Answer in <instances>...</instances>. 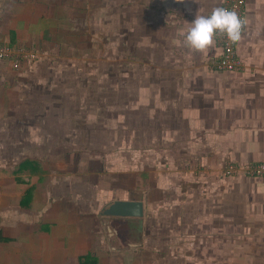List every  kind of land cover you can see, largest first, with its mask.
<instances>
[{
	"label": "crops",
	"instance_id": "obj_1",
	"mask_svg": "<svg viewBox=\"0 0 264 264\" xmlns=\"http://www.w3.org/2000/svg\"><path fill=\"white\" fill-rule=\"evenodd\" d=\"M225 1L0 0V44L36 54L0 60V264H264V175L224 173L264 161V0L241 69L213 68L219 34L183 45ZM124 43L141 82L107 85Z\"/></svg>",
	"mask_w": 264,
	"mask_h": 264
},
{
	"label": "built area",
	"instance_id": "obj_2",
	"mask_svg": "<svg viewBox=\"0 0 264 264\" xmlns=\"http://www.w3.org/2000/svg\"><path fill=\"white\" fill-rule=\"evenodd\" d=\"M245 0H226L222 7L234 10L242 17ZM221 42V53L211 64L218 71H233L241 69V61L234 54L235 43L229 42L226 37L219 34ZM36 54L32 49L23 46H12L9 44H0V60L9 61L13 69H18L23 63L35 59ZM240 173L250 176L264 175V161L240 166L235 163H229L224 168L226 175Z\"/></svg>",
	"mask_w": 264,
	"mask_h": 264
},
{
	"label": "clouds",
	"instance_id": "obj_3",
	"mask_svg": "<svg viewBox=\"0 0 264 264\" xmlns=\"http://www.w3.org/2000/svg\"><path fill=\"white\" fill-rule=\"evenodd\" d=\"M248 18L224 7H213L209 15H194L183 33V45L190 51H203L212 46L220 34L231 43L241 41Z\"/></svg>",
	"mask_w": 264,
	"mask_h": 264
},
{
	"label": "rangeland",
	"instance_id": "obj_4",
	"mask_svg": "<svg viewBox=\"0 0 264 264\" xmlns=\"http://www.w3.org/2000/svg\"><path fill=\"white\" fill-rule=\"evenodd\" d=\"M146 18L150 19V10L146 13ZM150 31V28L148 29ZM133 43V41H132ZM131 47H128L126 43L117 49V56L112 62L111 67H108L109 76H107V85H118L119 81H122V85H136L137 81H140L142 77L138 72L142 69L140 60L141 58L132 59L127 53L126 50H129ZM147 62L148 59H143ZM142 60V61H143ZM133 61H138L140 64H135ZM145 62V63H146ZM62 85V84H61ZM74 85H78L77 80L74 82ZM140 85V84H139ZM128 88H130L128 86ZM131 93V91H128Z\"/></svg>",
	"mask_w": 264,
	"mask_h": 264
},
{
	"label": "water",
	"instance_id": "obj_5",
	"mask_svg": "<svg viewBox=\"0 0 264 264\" xmlns=\"http://www.w3.org/2000/svg\"><path fill=\"white\" fill-rule=\"evenodd\" d=\"M106 216L141 218L143 203L140 200L115 199L103 208Z\"/></svg>",
	"mask_w": 264,
	"mask_h": 264
},
{
	"label": "trees",
	"instance_id": "obj_6",
	"mask_svg": "<svg viewBox=\"0 0 264 264\" xmlns=\"http://www.w3.org/2000/svg\"><path fill=\"white\" fill-rule=\"evenodd\" d=\"M87 259H88V257L86 256L85 258H83V257H81L80 258V264H86L87 262Z\"/></svg>",
	"mask_w": 264,
	"mask_h": 264
}]
</instances>
